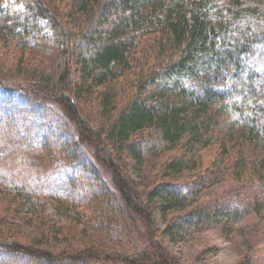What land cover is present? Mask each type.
<instances>
[{"label": "trees", "instance_id": "16d2710c", "mask_svg": "<svg viewBox=\"0 0 264 264\" xmlns=\"http://www.w3.org/2000/svg\"><path fill=\"white\" fill-rule=\"evenodd\" d=\"M0 42L22 50L0 59V188L113 244L6 232L0 264H178L161 236L264 215V0H0ZM213 143L212 167L241 182L225 202L193 206L173 181L143 190L128 169L179 145L163 164L177 174Z\"/></svg>", "mask_w": 264, "mask_h": 264}, {"label": "rangeland", "instance_id": "374dc122", "mask_svg": "<svg viewBox=\"0 0 264 264\" xmlns=\"http://www.w3.org/2000/svg\"><path fill=\"white\" fill-rule=\"evenodd\" d=\"M19 54L22 50L16 42H0V59L15 65ZM4 148H7L6 151H2ZM4 148L0 150V156L11 151L9 147ZM180 148L178 145L173 149L146 153L143 163L137 168L129 163L132 178L143 190L159 181L190 184L193 189L187 200L193 206L225 202L239 191L241 182L221 176L220 171L212 167L221 150L218 143L197 148L189 161L190 169L168 174L163 170V164L176 156ZM13 202L12 196L0 188V234L7 232L10 237L45 248L90 242L113 246L99 232L82 222L38 219L15 210ZM172 214L168 210L158 215V224L162 229L170 223ZM161 240L178 264H240L243 258L250 260L251 264H264V215L251 213L238 221L226 219L199 230L164 235Z\"/></svg>", "mask_w": 264, "mask_h": 264}]
</instances>
